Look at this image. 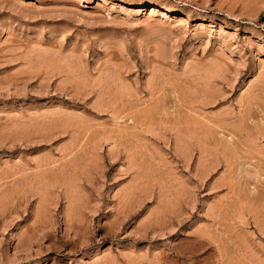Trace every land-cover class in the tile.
I'll list each match as a JSON object with an SVG mask.
<instances>
[{
	"label": "rangeland",
	"instance_id": "obj_1",
	"mask_svg": "<svg viewBox=\"0 0 264 264\" xmlns=\"http://www.w3.org/2000/svg\"><path fill=\"white\" fill-rule=\"evenodd\" d=\"M0 264H264V0H0Z\"/></svg>",
	"mask_w": 264,
	"mask_h": 264
},
{
	"label": "bare ground",
	"instance_id": "obj_2",
	"mask_svg": "<svg viewBox=\"0 0 264 264\" xmlns=\"http://www.w3.org/2000/svg\"><path fill=\"white\" fill-rule=\"evenodd\" d=\"M128 1H129V0H128ZM130 1H131V0H130ZM127 3H128V2H127ZM131 3H132V2H131ZM148 8H149V7H148ZM148 8H147V9H148ZM150 8H151V7H150ZM165 9H166V8H165ZM143 10H144V9H143ZM148 10H150V11H151V9H148ZM152 10H153V9H152ZM167 10H168V9H167ZM169 11H170V10H169ZM151 12H154V10H153V11H151ZM161 12H162V10H161ZM161 12H160V15H162V14H164V13H165L164 11H163L164 13H163V12L161 13ZM166 13H167V12H166ZM165 16H166V15H165ZM163 17H164V15H163ZM212 101H213V100H212ZM214 101H215V100H214ZM200 102H201V101H200ZM10 223H11V222H10ZM27 225H28V224H27ZM24 241H25V240H24ZM27 243H28V242H27ZM18 245H19V244H18ZM24 245H25V244H24ZM24 245H23V246H24ZM27 246H28V245H27ZM25 248H26V247H25ZM25 250H26V249H25Z\"/></svg>",
	"mask_w": 264,
	"mask_h": 264
}]
</instances>
